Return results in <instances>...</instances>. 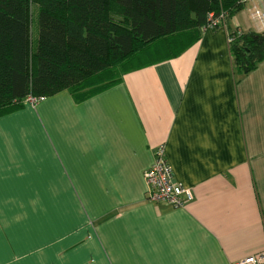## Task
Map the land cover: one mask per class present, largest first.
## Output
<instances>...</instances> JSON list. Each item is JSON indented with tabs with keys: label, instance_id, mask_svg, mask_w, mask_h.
I'll list each match as a JSON object with an SVG mask.
<instances>
[{
	"label": "crops",
	"instance_id": "0c3cea01",
	"mask_svg": "<svg viewBox=\"0 0 264 264\" xmlns=\"http://www.w3.org/2000/svg\"><path fill=\"white\" fill-rule=\"evenodd\" d=\"M245 5L226 23L262 28ZM162 147L184 206L147 197ZM264 252V60L237 74L228 29L0 116V264H234Z\"/></svg>",
	"mask_w": 264,
	"mask_h": 264
},
{
	"label": "trees",
	"instance_id": "16d2710c",
	"mask_svg": "<svg viewBox=\"0 0 264 264\" xmlns=\"http://www.w3.org/2000/svg\"><path fill=\"white\" fill-rule=\"evenodd\" d=\"M240 0H0V116L29 96L84 100L131 70L199 41L210 13L227 22ZM217 27H214V29ZM237 74L264 60V29L227 26Z\"/></svg>",
	"mask_w": 264,
	"mask_h": 264
},
{
	"label": "built area",
	"instance_id": "2783aa9c",
	"mask_svg": "<svg viewBox=\"0 0 264 264\" xmlns=\"http://www.w3.org/2000/svg\"><path fill=\"white\" fill-rule=\"evenodd\" d=\"M240 1L245 5L252 4V16L258 21L260 27L264 29V0ZM226 23L227 20L224 12L219 14L210 13L209 22L205 26V30L219 26L227 27ZM228 41H232L229 35ZM45 98L44 96H29L26 101L35 104ZM144 175L147 183V197L153 202H166L177 208L184 206L192 198L191 190L176 181L162 147L158 149L153 164L146 170ZM234 264H264V252L248 256Z\"/></svg>",
	"mask_w": 264,
	"mask_h": 264
}]
</instances>
